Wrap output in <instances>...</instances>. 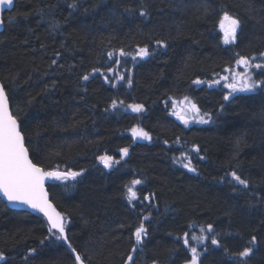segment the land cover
<instances>
[{
    "label": "trees",
    "instance_id": "16d2710c",
    "mask_svg": "<svg viewBox=\"0 0 264 264\" xmlns=\"http://www.w3.org/2000/svg\"><path fill=\"white\" fill-rule=\"evenodd\" d=\"M73 2L75 10L68 7ZM143 7L146 17L139 15ZM224 12L241 22L231 45L219 28ZM3 23L0 83L29 158L46 171L82 173L49 183L47 191L86 264H125L130 254V264H188L192 235L209 237L198 244L199 264H243L232 254L245 246L253 249L246 264H264V93H237L225 101L223 81L211 88L192 83L231 76L225 67L241 72L237 53L264 52V0H15ZM143 46L152 53L143 60L119 56L121 48L134 54ZM94 68L99 72L83 81ZM185 96L211 115L208 123L177 121L172 104ZM129 104H142L144 111L132 112ZM133 127L151 141L133 139ZM182 153L192 157L196 172L174 162ZM104 155L113 158L110 169L99 160ZM233 170L249 180L247 189L229 183L226 173ZM134 179L142 183L129 204ZM145 216L148 234L133 253V233ZM208 224L214 231L202 233ZM213 236L220 247L212 245ZM252 236L255 245L248 243ZM0 252L6 257L0 264H75L62 241L49 237L42 216L11 211L2 201Z\"/></svg>",
    "mask_w": 264,
    "mask_h": 264
},
{
    "label": "snow or ice",
    "instance_id": "6c2138e0",
    "mask_svg": "<svg viewBox=\"0 0 264 264\" xmlns=\"http://www.w3.org/2000/svg\"><path fill=\"white\" fill-rule=\"evenodd\" d=\"M14 0H0V8L4 6H12ZM68 7L75 10L77 8V3L73 2L68 4ZM126 11H131L126 9ZM141 17H146L148 11L146 7H143L139 11ZM240 20L236 17L229 15L227 12L223 13L222 18L219 21V28L223 32V43L225 45L234 44L237 40V30L240 28ZM3 25V21L0 20V26ZM156 45L159 48L167 47L164 40H157ZM113 52L107 53L110 60L113 59ZM131 55V59L136 61L137 58L143 60L152 53L147 46L138 47L134 54L126 52L123 48L119 50L120 57H127ZM238 59L235 61V66L238 68H243V72H236L232 67H225L223 71L225 73H232L231 76L223 75L219 76L217 79L211 81H204L201 79L193 80V84L200 86L202 84H207L209 88L221 85L227 89L228 92L223 96L225 101H228L231 96L237 93H256L260 91L264 93V79H256V74L259 73L264 76V52H260L258 56L254 55L251 57H246L236 54ZM59 59V54H56V58L52 59L51 64L56 65ZM259 61V62H258ZM117 65L120 64V60L117 58L114 61ZM109 71H113L109 69ZM99 69L94 68L93 72L90 74H85L82 77L83 81H88L89 76L98 73ZM109 77H105V81L108 82ZM119 80L124 81L125 76L119 75ZM127 83L131 85L132 80L129 77ZM113 87L116 85L113 84ZM120 101V104H123ZM116 101L112 102V108H116ZM132 112L140 113L144 111V106L142 104H129L127 105ZM172 115L176 116L178 120L181 121L186 127L190 122L206 124L211 119V115L207 112L201 113V110L193 103L187 96L179 102H173L172 104ZM223 105H221V110ZM133 139L149 140L151 141V135L144 131L142 128L133 127L131 129ZM167 143V142H165ZM199 154V147H193L191 150ZM235 151L238 154L240 151V141L237 140L235 145ZM122 156H127L129 149H120ZM200 160H203L202 155H198ZM100 162L105 168H111L113 164V158L109 155H104L99 157ZM119 163V161H115ZM174 162H179L186 168L189 172H196V168L193 166V160L187 153H182L181 157L174 159ZM81 172H61L58 170L46 171L44 168L37 166L33 163L32 159L29 158V149L26 147L25 135L21 129V125L18 122L17 116H15L9 107V97L6 92L5 85L0 83V195H2L10 204L25 205L33 211L42 213L47 219L48 223V233L49 237L53 238L55 241H62L67 245L68 249L71 250L75 257V264H86L82 255L73 248L71 242L66 234V220L65 217L57 212L51 203L47 199V193L44 189L45 180H56V181H66L68 179H73L80 176ZM226 176H230L231 182L242 186L244 189L249 187V180L242 178L237 171L233 170L226 173ZM222 180L224 178H221ZM142 183L139 179H134L131 181V186L127 188V199L129 204L138 199L137 191L134 190L136 185ZM149 196H145L144 200H149ZM149 217H143L140 225L135 229L133 235L135 238V245L132 247V252L135 253L139 247L143 244L144 238L147 236L148 232L143 223L144 220H148ZM207 231L212 233L214 231L213 225L208 224L207 228H201V232ZM189 233L185 232L183 236V244L185 248H189ZM47 239V237H46ZM191 239L193 241H198L199 243H204L209 239L208 236L201 235L199 237L192 235ZM43 244L44 241H41ZM212 245L220 247V241L215 237H211ZM249 245H255L257 243L256 237L252 236L251 240L248 242ZM251 246H245L242 251L238 253H233L232 255L238 258L239 261L246 264L245 258H247L252 252ZM35 249L30 250V255L35 253ZM227 254L228 250L225 249ZM191 259L188 264H199L200 252L196 246L190 247ZM27 259V257H26ZM6 257L3 252H0V261H5ZM133 261V256L130 254L127 256L125 264H130Z\"/></svg>",
    "mask_w": 264,
    "mask_h": 264
},
{
    "label": "water",
    "instance_id": "95a60500",
    "mask_svg": "<svg viewBox=\"0 0 264 264\" xmlns=\"http://www.w3.org/2000/svg\"><path fill=\"white\" fill-rule=\"evenodd\" d=\"M14 4H15V0H14ZM14 4L12 5V6H4L3 8H0V20H2L3 21V16H4V14H6V13H9V12H11L12 11V9H13V7H14ZM3 29H4V23H3V25L2 26H0V34L2 33V31H3ZM10 107V106H9ZM73 179H68V180H66V181H72ZM52 182H58V181H56V180H45V182H44V189H45V191H46V193H47V199H48V201H49V203H51V200H50V196H49V193H48V191H47V185L49 184V183H52ZM0 201H2L5 205H6V207L9 209V210H11V211H18V212H26V213H28V214H31V215H40V216H42L43 218H44V220L46 221V223H47V219L43 216V214L42 213H39V212H36V211H33L32 209H30V208H28L27 206H25V205H16V204H10L2 195H0ZM52 204V203H51ZM52 206H53V204H52ZM53 208L55 209V207L53 206ZM56 210V209H55ZM57 211V210H56ZM58 212V211H57ZM48 224V223H47ZM63 243V242H62ZM64 244V243H63ZM65 245V244H64ZM66 247H67V245H65ZM67 249H68V247H67ZM69 251H71L70 249H68ZM72 253V252H71ZM73 254V253H72ZM74 256V255H73ZM74 259H75V257H74Z\"/></svg>",
    "mask_w": 264,
    "mask_h": 264
},
{
    "label": "rangeland",
    "instance_id": "374dc122",
    "mask_svg": "<svg viewBox=\"0 0 264 264\" xmlns=\"http://www.w3.org/2000/svg\"><path fill=\"white\" fill-rule=\"evenodd\" d=\"M222 35H223V32H222ZM258 62H259V61H258ZM240 69H241V72L244 71L243 68H240ZM221 83H222V82H221ZM177 121L181 123L180 120L177 119ZM181 124H183V123H181ZM183 125H184V124H183ZM203 125H205V124H200V123L190 122V123L188 124L187 127H192V126H195V127H196V126H203ZM184 126H185V125H184ZM108 169H110V168H108ZM198 237H199V236H198ZM190 242H191L192 244H194V246L198 247V244H199L198 241H193V240L190 238Z\"/></svg>",
    "mask_w": 264,
    "mask_h": 264
}]
</instances>
